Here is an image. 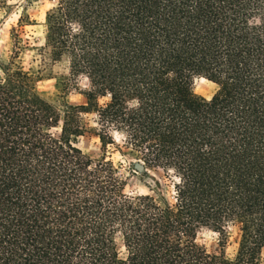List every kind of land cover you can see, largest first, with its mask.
<instances>
[{
  "label": "trees",
  "instance_id": "trees-1",
  "mask_svg": "<svg viewBox=\"0 0 264 264\" xmlns=\"http://www.w3.org/2000/svg\"><path fill=\"white\" fill-rule=\"evenodd\" d=\"M253 14L264 16L260 0H67V17L87 31L81 47L95 49L74 69H91L98 90L113 91L104 116L133 125L139 143L159 139L146 145L145 158L133 159L144 168L160 158L176 164L187 178L185 202L174 217L154 211L150 198L142 209L116 206L114 181L100 180L110 165L86 170L88 159L67 145L68 134L79 133L70 119L61 137L67 146L49 140L38 125H54L57 114L9 81L0 87V264H123L105 235L115 219L126 224L135 248L129 264H229L223 252L209 258L167 237L178 228L192 233L184 216L219 221L235 211L247 217L235 264L245 254L252 264L264 245V24L249 28ZM49 20V38L62 50L63 25ZM186 68L213 80L224 71L232 82L222 81L204 103L190 93ZM168 70L174 79L164 78ZM131 95L142 104L125 116L123 98ZM87 190L94 195H78ZM88 232L94 235L85 238Z\"/></svg>",
  "mask_w": 264,
  "mask_h": 264
},
{
  "label": "clouds",
  "instance_id": "clouds-1",
  "mask_svg": "<svg viewBox=\"0 0 264 264\" xmlns=\"http://www.w3.org/2000/svg\"><path fill=\"white\" fill-rule=\"evenodd\" d=\"M260 2L264 4V0ZM66 6L67 0H0V87H7L9 81L21 83L26 86L29 98L35 96L50 105L57 114L56 123L39 124L40 132L49 140L78 150L89 161L87 171L96 169L100 162L104 166L110 165L105 168L100 180L103 182L110 176L114 181L116 191L111 195L116 206L127 205L132 209H142L146 203L144 198H150L154 211H168L174 217L185 202L181 196L187 183L184 171L176 164L166 162L165 158H160L159 162L151 164L143 172L132 170L130 161L134 157L145 158L149 151L146 145L158 144L159 139L152 138L146 143H139L133 125L122 118L103 115L112 102L113 91L108 87L99 91L102 85L94 81L91 69H74L75 61L84 63L82 56L85 51L94 52L95 49L90 46L81 47L82 37L87 36V31L79 18L67 17ZM111 11L115 12L116 9ZM49 16L58 18L63 25L62 39L66 43L62 50L58 41L53 42L49 38ZM246 24L249 28L260 26L264 24V16L250 15L246 18ZM161 44L163 45V41ZM58 51L59 55H56ZM222 59L226 60V57ZM154 62L159 67V61ZM184 72L189 79L190 93L204 103H210L220 92L222 81L228 79L229 83L232 82L224 71L219 73L218 80L211 79L203 71L196 72L186 68ZM17 73L23 76L22 80ZM175 77L174 70H168L164 74V78L168 80ZM88 93H93L92 107H89ZM141 104L139 96H125L124 115L138 110ZM69 119V126L78 129L79 133H69L67 145H64L61 137L65 122ZM208 150L209 145H203L201 151ZM233 188V185H229V190ZM78 195L92 197L94 193L87 190ZM108 206L112 207V204ZM237 213L224 214L219 221L210 219L207 222L190 220L188 216H184L183 220L192 227V233L178 228L168 234V242L175 243L180 248L185 245L195 246L202 249L203 254L209 258L220 257L223 252V259L229 264H235L247 218H241ZM93 235L94 233L88 232L85 238ZM105 235L115 253V259L129 264V257L135 254V248L127 242L126 224L120 219L113 220L106 226ZM251 245L250 240L249 246ZM81 247L84 245L81 244ZM241 264H248L247 254L243 256ZM252 264H264V245L260 246Z\"/></svg>",
  "mask_w": 264,
  "mask_h": 264
},
{
  "label": "rangeland",
  "instance_id": "rangeland-1",
  "mask_svg": "<svg viewBox=\"0 0 264 264\" xmlns=\"http://www.w3.org/2000/svg\"><path fill=\"white\" fill-rule=\"evenodd\" d=\"M136 162H138V161H137V160H134V159H132V160L130 161L131 166H132V170L135 171V172H143L146 168H143V169H141V170H136V169H135L134 165H135ZM132 164H133V165H132Z\"/></svg>",
  "mask_w": 264,
  "mask_h": 264
},
{
  "label": "water",
  "instance_id": "water-1",
  "mask_svg": "<svg viewBox=\"0 0 264 264\" xmlns=\"http://www.w3.org/2000/svg\"><path fill=\"white\" fill-rule=\"evenodd\" d=\"M134 167L136 170H141L144 168L143 164L139 161L135 163Z\"/></svg>",
  "mask_w": 264,
  "mask_h": 264
}]
</instances>
